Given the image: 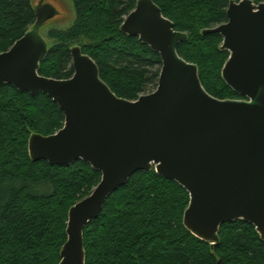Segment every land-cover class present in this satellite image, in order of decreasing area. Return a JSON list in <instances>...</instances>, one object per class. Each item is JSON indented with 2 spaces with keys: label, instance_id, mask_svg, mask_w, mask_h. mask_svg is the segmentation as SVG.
Segmentation results:
<instances>
[{
  "label": "water",
  "instance_id": "1",
  "mask_svg": "<svg viewBox=\"0 0 264 264\" xmlns=\"http://www.w3.org/2000/svg\"><path fill=\"white\" fill-rule=\"evenodd\" d=\"M34 11L32 27L0 53V84L47 95L64 124L50 135L32 134L29 156L57 166L83 160L101 173L90 195L69 208L58 264H85V226L134 173L152 168L188 192L183 225L197 238L213 244L223 223L241 219L264 241V1L231 0L227 21L202 32L222 36L229 52L222 79L239 100L203 88L197 66L177 52L187 34L153 0H137L120 26L161 60L156 88L136 100L116 96L77 45L70 48V78L40 75L48 43L39 29L55 11Z\"/></svg>",
  "mask_w": 264,
  "mask_h": 264
},
{
  "label": "trees",
  "instance_id": "2",
  "mask_svg": "<svg viewBox=\"0 0 264 264\" xmlns=\"http://www.w3.org/2000/svg\"><path fill=\"white\" fill-rule=\"evenodd\" d=\"M136 1L72 0L74 23L49 31L55 43L48 46L38 73L70 78V48L77 45L94 60L116 96L136 100L153 91L161 69L159 54L120 29ZM153 1L176 30L187 34L177 52L197 66L203 88L217 99H243L222 79L229 56L221 48L222 36L202 33L227 21L231 0ZM35 19L31 0H0V53ZM81 38L88 42L76 44ZM63 124V113L47 95L0 84V264H58L69 208L100 181L101 173L83 160L57 166L30 158L29 137L53 134ZM188 204V192L154 168L134 173L85 226V264H264V241L252 224L225 222L211 244L184 227Z\"/></svg>",
  "mask_w": 264,
  "mask_h": 264
},
{
  "label": "rangeland",
  "instance_id": "3",
  "mask_svg": "<svg viewBox=\"0 0 264 264\" xmlns=\"http://www.w3.org/2000/svg\"><path fill=\"white\" fill-rule=\"evenodd\" d=\"M31 4L35 9L44 5H49L55 11V14L47 19L39 29L40 34L45 38L48 46L50 47L55 42L49 38V31L51 29L66 30L74 23L75 10L73 2L72 0H31ZM87 42L88 41L86 39L81 38L80 41L76 42V44Z\"/></svg>",
  "mask_w": 264,
  "mask_h": 264
}]
</instances>
